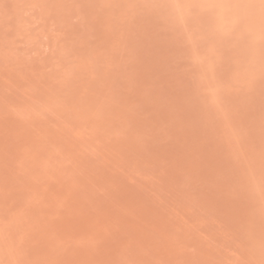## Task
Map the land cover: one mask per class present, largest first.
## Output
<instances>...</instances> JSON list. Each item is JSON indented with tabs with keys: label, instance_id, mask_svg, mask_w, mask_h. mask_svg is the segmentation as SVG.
<instances>
[{
	"label": "rangeland",
	"instance_id": "rangeland-1",
	"mask_svg": "<svg viewBox=\"0 0 264 264\" xmlns=\"http://www.w3.org/2000/svg\"><path fill=\"white\" fill-rule=\"evenodd\" d=\"M0 264H264V0H0Z\"/></svg>",
	"mask_w": 264,
	"mask_h": 264
}]
</instances>
